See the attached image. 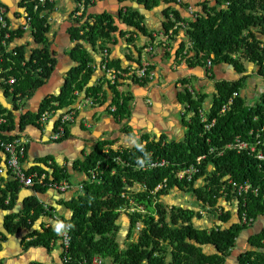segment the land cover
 <instances>
[{
	"label": "trees",
	"instance_id": "obj_1",
	"mask_svg": "<svg viewBox=\"0 0 264 264\" xmlns=\"http://www.w3.org/2000/svg\"><path fill=\"white\" fill-rule=\"evenodd\" d=\"M38 1L33 0V3L37 4ZM136 1L148 9L159 6L162 1L166 4L175 2ZM50 6L48 2L37 12L33 10V6L29 9L35 37L43 47L34 51L30 59L23 48H16L9 54L3 50L0 53L1 76L6 82L16 80L13 90L15 97L20 95L21 98H27L32 95L47 83L56 66V60L48 52L45 17L40 18V12ZM90 18L87 17L81 28L87 37L94 43L110 40L117 29L114 18L109 15L97 17L91 21L92 24ZM120 20L147 34L145 17L138 11L128 10L120 15ZM181 23L186 24L187 56L193 55L196 61L212 59L214 64L226 63L236 67L240 73L246 71L244 60L259 66V74L264 77V42L256 35L257 31L264 35V0H217L214 7L206 8L203 15L189 22H186L178 10L173 9L166 14L164 33L168 36L173 30L177 35ZM3 30L0 44L3 43L4 35L10 32L9 28ZM10 33L11 38H14V34ZM150 37L152 38L151 35ZM185 47L184 44L181 46V53ZM84 68L80 67L78 72L84 71ZM107 68L120 70L119 67L112 66L111 61L107 62ZM87 74L82 82L70 83L60 96L47 100L43 111L50 109L55 115L62 108L72 105L76 99L75 91L83 90L89 82L91 71ZM108 83L111 84L109 79ZM110 87L116 92L115 85L111 84ZM100 89L101 87L94 93H99ZM239 89L238 84L220 85L210 113L202 112L205 117L208 116L209 123L216 120L210 131L206 130L200 113L203 98H193L192 92L186 91V99L194 116L188 123L184 141H147L139 148L119 150L108 148L110 144L106 143L99 145L88 156L81 168L87 173L88 181L84 183L83 194L72 201L73 216L68 222L71 244L64 256L71 259L68 264L90 262L95 257L103 259L104 264H225V258L236 247L240 234L253 224L244 223V215L254 222L264 216V162L257 159L256 153L248 151L228 150L222 156L210 154L211 149L224 148L237 137L254 143L255 136H250L252 130H258L255 135L260 134V139L264 142V94L257 106L249 107ZM92 90L88 89L87 94ZM234 94H237V98L232 109L222 113V107ZM30 116L27 114L22 117L21 127ZM12 119L13 115L9 114V125L0 127V137L6 139V135L1 132L14 130ZM260 148L264 149L261 145ZM199 158L203 159L198 164ZM116 160L118 161L115 162ZM157 160H165L167 165L144 171L139 169L143 164ZM99 163H102L103 171L100 175L101 182H92L90 173L97 169ZM192 165L198 166L199 172L191 181L188 178L180 180L177 173ZM201 180L203 184L196 186ZM233 182L238 185L250 184L251 189L240 197L233 188ZM161 185L163 188L156 191ZM20 188L19 182H8L0 198L2 209L8 212L15 209ZM175 188L192 195L202 210L168 206L164 198ZM222 198L238 202L239 223L226 226L231 221V214L220 206ZM139 207H144L145 213L138 210L129 212ZM203 210L215 216L222 225L204 230L195 228L193 220L201 219ZM126 212H129L127 215L131 227L129 243L122 247L118 237L121 217ZM44 213L43 207L36 200H29L23 211L7 215L6 230L11 234L22 229L30 230ZM139 225L144 227L137 232ZM59 233L58 228L52 226L42 232H31L26 247H49L59 241ZM135 234L137 239H133ZM263 240L264 230L252 238V245L256 249L242 254L239 262L264 264ZM207 245L215 247L217 253L205 254L203 246Z\"/></svg>",
	"mask_w": 264,
	"mask_h": 264
},
{
	"label": "crops",
	"instance_id": "obj_2",
	"mask_svg": "<svg viewBox=\"0 0 264 264\" xmlns=\"http://www.w3.org/2000/svg\"><path fill=\"white\" fill-rule=\"evenodd\" d=\"M49 3L50 8L41 11L40 18L45 17L44 26L48 27L45 35L48 52L56 60L50 79L32 95L21 98L20 95L15 97L13 94L16 80L6 82L0 71V114L6 118L5 125H9V114L13 115L14 122V130L1 133H4L9 141L23 140L26 153L22 163L29 175L39 173L46 176V186L26 187L19 184L21 188L12 212L2 209L0 200V264H66L61 225L68 223L72 218V201L83 194L84 188L80 190V186H84L88 181L87 173L81 169L82 163L99 145L108 143V148L119 150L139 148L147 141H184L188 123L194 116L186 99V91L192 92L193 98H203L200 113L204 111L206 114L213 108L221 84H238L240 95L249 107L257 106L264 94V77L259 74L260 67L253 63L242 60L246 68L244 73L226 63L214 64L209 71L206 61H196L193 55L187 56L188 38L186 29H183L186 24H179L181 29L177 35L173 33L168 40L164 38L168 12L178 10L186 22H189L203 15L206 8L214 7L217 0H181L172 4L162 1L152 9L136 0H50ZM37 5L33 0H0V11L10 32L14 34V38H11L10 32L9 38H6L7 33L4 35L0 53L3 50L9 54L16 48H23L30 59L34 51L44 46L35 37L29 13L31 6L35 12L39 11L42 6L36 9ZM128 10L138 11L145 17L147 34L129 27L120 20V15ZM105 15L114 18L117 29L110 40L94 43L82 31V24L87 21V17L92 18L91 22ZM80 16L84 17L81 22ZM1 28L0 23V35L3 37L4 30ZM256 35L264 42V35L259 31ZM183 44L186 47L181 53ZM150 47H153L152 52L149 51ZM106 59L111 61L112 66L119 67V71L139 68L146 59L151 63L152 78L148 76L142 80L129 77L119 79L113 84L116 86L114 92L103 68ZM80 67H85L84 71L78 72ZM88 71H91L89 82L83 90L75 91L76 99L72 105L62 108L55 115L50 109L43 111L47 100L60 96L70 83L82 82ZM100 87V92L94 93ZM88 89H93L89 95ZM88 99L94 101V104L88 103ZM44 113L50 116V120L45 123L40 119ZM68 113L74 114L75 121L68 125L67 134L63 139L52 140L51 136L59 124L60 117ZM27 114L31 116L21 127L22 117ZM6 165L7 156L0 151V198L8 182L14 181ZM53 182H68L72 187L61 191L49 186ZM202 184L201 180L196 186ZM174 190L184 193L178 188ZM184 195L185 200L191 198L190 201L194 203L180 204L181 207L202 210L192 195ZM168 196L164 198V202L168 206H175L168 202ZM33 199L43 207L45 213L30 230L22 229L16 234L7 232V215L20 213L25 209L26 203ZM196 203L197 206L194 205ZM219 204L225 212L231 214L227 227L239 223L237 201L229 202L222 198ZM127 213L120 221L118 238L122 247L129 243L131 222ZM193 225L204 230L222 223L203 210L202 218H194ZM51 226L60 231L59 241L49 247H26V239L31 232H42ZM263 230L264 216L240 234L236 247L225 258V264H239L242 254L255 250L252 238ZM133 239H137V234ZM262 242L264 243V240ZM203 251L207 255L217 253L215 247L208 245L203 246Z\"/></svg>",
	"mask_w": 264,
	"mask_h": 264
},
{
	"label": "built area",
	"instance_id": "obj_3",
	"mask_svg": "<svg viewBox=\"0 0 264 264\" xmlns=\"http://www.w3.org/2000/svg\"><path fill=\"white\" fill-rule=\"evenodd\" d=\"M178 2H180L181 0H177ZM48 2H50V0H39L38 1V5L36 6V9H38V6H45ZM84 5V4H81ZM83 7V6H82ZM82 16V15H81ZM80 16V18H81ZM0 23L2 25L1 29H7L9 28L6 20L4 18V16L2 15V11H0ZM185 27V26H183ZM173 32H170V35ZM10 34L7 33L6 34V38H9ZM164 38L166 40H168L170 37L167 35H163ZM0 39H1V35H0ZM150 52L153 51V47H150ZM106 54H108L107 50L105 51ZM106 63L104 64L103 68L105 69V71L108 74V79L110 81V83L113 85L115 84L119 79H123L126 77L129 78H136V79H145L148 76L152 78V73L150 72V66L151 63L148 62L146 59L143 60V62L141 63V65L139 66V68L136 69H131V70H127V71H119V70H115V69H108L107 68V59L105 61ZM206 65H207V69L209 71L212 70L213 68V60L209 59L206 61ZM14 81H12L13 83ZM237 98V94H234L231 98H229V100L227 101V103L222 107V113H226L228 111H230L232 109V106L235 104V100ZM88 103L90 104H94V101H92L91 99H88ZM201 116L203 118V123H205V128L206 130L210 131L215 123L216 120L212 121V122H208V116L205 117V115L201 112ZM41 121L43 123L48 122L50 120V116L48 113H44L41 116ZM75 121V117L73 113H68L62 117H60L59 119V124L54 132V134L51 136L52 140L57 141L60 139H63L66 136V131H67V127L68 125H70L71 123H73ZM6 118L4 116H2L0 114V126H3L6 124ZM258 131V130H257ZM255 130H252L250 132V136H255L253 137L255 139L254 143H250L248 141H244L242 139V137H237L235 139L234 142L228 144L227 146H225L224 148H213L210 150V154H214L217 153L218 156H222L226 151L228 150H234L237 152H245L248 151L250 153H256V157L259 161L264 162V149L260 148L259 146L261 145L262 147H264V142L260 139L261 135L260 134H256L257 132ZM262 131H264V129H262ZM0 151H3V153L7 156V170L11 173L12 178L19 182V184H22L26 187H35L36 185H42V186H46V176L43 174H39V173H34L29 175L27 173V170L24 168V165L22 163V159L25 156L26 153V145L23 142V140H19V139H14L12 141L6 140L3 137H0ZM205 158V157H203ZM203 158H199L197 160L198 164L202 161ZM118 160H116L115 162H117ZM167 165V162L165 160H157L154 162H151L149 164H143L142 166L139 167L140 170H146L148 168L151 169H155V168H159V167H164ZM102 167V163L98 164L97 169L91 171L90 173V180L92 182L98 181L101 182L100 180V175L101 173H103V171L101 170ZM199 172V168L196 165H192L190 166L187 170L182 171L177 173V177L181 180L183 178H188L189 181L192 180V178ZM0 173H2V171H0ZM233 188L235 189V191L237 192V195H239L240 197L247 194L250 189L251 186L250 184H246V185H238L237 183L233 182L232 183ZM50 187L52 188H57L60 189L61 191H65L67 189H70L72 187L71 184H69L68 182L66 183H57V182H53L49 184ZM84 186L81 185L80 186V190H83ZM163 188V185L158 186L156 191H159L160 189ZM255 192H257L255 190ZM8 203V202H7ZM135 210H138V212H142L145 213L144 207H139L138 209H132L130 210L131 213L135 212ZM243 221L244 223H254L253 219H248L245 215L243 217ZM62 227V243L64 245V251H67L70 247V227L68 225V223H62L61 225ZM143 228V226L139 225L137 227V232L141 231V229ZM70 258L66 255L64 262L66 264L70 263ZM80 264H104V260L101 259L100 257H95L93 258L90 262H83ZM242 264V263H239Z\"/></svg>",
	"mask_w": 264,
	"mask_h": 264
},
{
	"label": "rangeland",
	"instance_id": "obj_4",
	"mask_svg": "<svg viewBox=\"0 0 264 264\" xmlns=\"http://www.w3.org/2000/svg\"><path fill=\"white\" fill-rule=\"evenodd\" d=\"M177 191L178 190H174V192H172L171 194H170V196H168V202H170V204L171 205H175V206H180V204H183V205H188V204H193L192 203V201H190V199L191 198H189V199H187V200H185L184 199V196H186V195H184V193H177ZM184 195V196H183ZM179 200H181V201H179ZM169 204V205H170ZM194 205H196L197 206V203L196 204H194ZM195 206V207H196ZM199 208V207H198ZM125 213H123L122 215V218H124V217H126L125 215H124ZM29 241V239H28V237H27V242ZM63 244V243H62Z\"/></svg>",
	"mask_w": 264,
	"mask_h": 264
},
{
	"label": "clouds",
	"instance_id": "obj_5",
	"mask_svg": "<svg viewBox=\"0 0 264 264\" xmlns=\"http://www.w3.org/2000/svg\"><path fill=\"white\" fill-rule=\"evenodd\" d=\"M175 1H177V0H175ZM177 2H178V1H177ZM180 2H181V1H180ZM178 3H179V2H178ZM183 28L185 29V27H183ZM163 35H166V34L164 33ZM168 36L170 37V35H168ZM129 212H130V211H129ZM129 212H128V213H129ZM141 213H142V212H141ZM141 226H143V225H141ZM143 227H144V226H143ZM142 229H143V228H142ZM142 229H141V230H142Z\"/></svg>",
	"mask_w": 264,
	"mask_h": 264
}]
</instances>
